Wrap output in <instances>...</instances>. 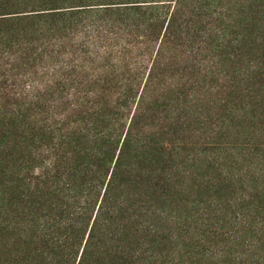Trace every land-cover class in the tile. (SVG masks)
I'll return each instance as SVG.
<instances>
[{"label": "trees", "instance_id": "obj_1", "mask_svg": "<svg viewBox=\"0 0 264 264\" xmlns=\"http://www.w3.org/2000/svg\"><path fill=\"white\" fill-rule=\"evenodd\" d=\"M189 1H185L183 10H180L177 5L179 0L174 7L175 0H61L64 7L25 13L42 18L58 17L59 22L74 21L75 26H81L85 19L89 22L92 20V14L98 12L95 10H101L106 12L103 16H115L118 22L113 23L110 19L99 26L92 22L89 25L91 29H104L114 37L101 33L98 39H94L88 30L81 40L85 43L80 44L72 32L75 30L71 28L72 31L63 37H54L56 39L52 43L64 51H67L66 44L70 41L73 42L71 53L78 56L83 50L82 63L79 66L75 63L71 67L66 65L57 71L46 68L41 79L48 82L53 78L54 87L59 92L54 88L56 93H53L51 88H47L44 95H28L33 113L26 116L20 111L17 115L22 117V121L33 120L28 121L29 143L21 147L20 152L16 150L18 157L10 161V164H15V167L11 166L10 177L6 179L0 170V227L10 229L14 223L22 232L17 244L26 243L19 252H27L24 256H29V264H61L64 262L60 257L65 253L70 255L68 262H65L67 264H72V260L73 264H91L94 256H109L110 251L101 249V246L114 230L122 227L126 233V204L136 207L146 200L147 205L155 210L160 209L157 218L161 214H168L173 219L176 217L174 212L179 216L185 215L188 207L182 203L187 192H193L197 187L201 188L198 192H214L215 199L213 197L209 201L217 212L222 213L225 205L230 203L229 194L231 196L233 187H224L229 180L223 181L234 170L227 172L219 168L222 157L225 159L234 155L231 151L233 145H229L232 143L230 129L219 140L218 132L214 130L217 132V142L210 139L211 142L207 144H216L205 152L197 149L195 153L182 155L183 149L177 145L180 125H168L172 114L181 107L180 97L164 93L163 101L152 105L154 94L161 89L157 88L160 83L154 79V74L145 82H136L135 77L140 76L141 71L139 67L136 70L131 66L140 60V53L144 52L156 57L151 69L153 73L156 64H162L164 75L175 64L185 61L192 69L191 73L198 75L202 83L208 75L215 77L217 83L221 79H228L223 83L225 88L228 87L233 93L241 92L244 101L253 97L255 106L264 107V0ZM232 4L239 8H233ZM210 10L213 14L206 15L209 22L203 24L204 13ZM178 13H181V23H177ZM3 16L0 15V18L5 19ZM85 24L88 26V22ZM124 24L126 30L122 29ZM71 26L66 25L62 29ZM49 30L54 31V28L49 27ZM50 31L38 27V32L44 36L49 37ZM35 35L34 32L30 35L34 40L15 37L11 43L17 42L21 45V51L27 53L38 46ZM41 42L47 44L43 39ZM131 52L139 54L133 55ZM187 52L193 55L182 60V55ZM5 54L15 58L11 49L3 47L0 59ZM199 56L203 60H199ZM88 57L101 58L102 67L96 70L91 62L88 65ZM206 59L213 65L210 63L205 70L203 61ZM77 69L79 80L75 78ZM202 69L207 75H200ZM112 72L115 81L110 78ZM119 75H122V80ZM143 75H146V71ZM93 78L96 82L92 81ZM93 82L100 84L101 92L95 91ZM75 90L79 95H71V91ZM117 90L120 94L118 97L109 93ZM168 90L172 92V89ZM37 92L42 93V89ZM130 101L131 105H136V110L126 117L125 110ZM147 121L152 122V127L156 126L150 135L142 126ZM252 124L258 128L254 120ZM260 126L263 128L264 124ZM247 142L251 143L249 140ZM260 168L264 172V162ZM202 176L208 177L209 183L204 184L205 179L203 182L200 180ZM261 176L264 178V173ZM182 177L188 179L186 189L178 187ZM243 177L234 176L233 180L239 181ZM214 178L218 179L217 185ZM137 181L143 184L141 189H138ZM235 181L234 185H237ZM226 187L230 189L227 197ZM176 202H180L179 205ZM201 208L202 204L190 210L193 214L189 215L192 221L188 226L195 227L196 215L200 214ZM257 210L255 222L264 224V208L260 206ZM143 213L137 215V230L151 238L152 242L156 240L154 235L159 231L154 232L160 224L147 225V221L143 220L147 219L148 213ZM187 216L184 219L188 222ZM224 219L228 221V217ZM113 222L117 224L113 226ZM220 222L223 219L218 217L217 223ZM181 226L184 228L183 223ZM38 232L43 241L36 249L29 251V246L38 241ZM121 238L118 237L117 241ZM110 239L116 240V236ZM116 244L110 250L118 252ZM129 247H133L135 252L139 250L137 243L135 247L130 244ZM119 250H122L120 244ZM5 261L0 260V264H8Z\"/></svg>", "mask_w": 264, "mask_h": 264}, {"label": "rangeland", "instance_id": "obj_2", "mask_svg": "<svg viewBox=\"0 0 264 264\" xmlns=\"http://www.w3.org/2000/svg\"><path fill=\"white\" fill-rule=\"evenodd\" d=\"M109 1L110 0H107V2ZM176 1L177 0H175L172 7L175 6ZM185 1L187 0H179L177 5L180 10H183L184 6L182 5H185ZM230 1L231 0H229V2ZM192 2V0L189 1V3ZM187 4L186 2V5ZM232 5L233 8H239L234 4ZM246 5L248 6V4ZM64 6L65 4H63L61 0H0V15H5L3 16L5 19L0 18V46H2V48L5 47L6 50L11 49L14 52L13 56H15L13 59L7 57V54H5V57L0 59V170L4 172L6 179L10 177L12 168L15 167V164H10L11 159L14 161V158H17L19 155V149L29 143L27 139L29 133L27 130L28 121L33 119L30 117L31 119L22 121V117L17 116L20 111H23V114L26 116H31L33 113V107L28 101L27 96L44 95V90H47V88H51V92L56 93V91H54L55 84L53 78L48 82L41 79L46 68L57 71L66 65L71 67L75 63L77 66L82 63L83 50L82 53L79 52L78 56L76 53L75 55L71 53L70 50L73 42L70 41L66 44L68 45L67 51H64L60 46L52 43L55 42L56 38L54 37H59L60 35V37H63L62 35L75 30L72 32L77 36L76 39L80 44H84L85 42H81V40L85 37L88 30L91 31V38L94 39H98L97 37H100L101 33L102 35L109 34L107 31L104 32V29L97 28L96 30L94 27L93 29L89 28L90 22L99 26L111 19L113 23H118L117 17L112 15L108 16V14L103 16L106 12L103 13L101 10H95L98 12L97 14H92V20L89 22L88 19H85L83 22L84 25L81 26H75L73 24L74 21L70 23L59 22L60 20H57L58 17L47 16L42 18L25 14L29 11ZM228 6L229 8L232 7L231 5ZM212 14L211 10L209 13H204L203 24L209 22V16L206 15ZM177 16V23L178 21L181 23V13H178ZM85 22H88V26H85ZM50 23L52 25H50ZM66 25L72 26L62 29ZM38 27H44L47 32L50 31L49 27H53L54 31H50L51 35L48 37V35L44 36L42 33L38 32ZM70 28L72 30H70ZM122 29L126 30L125 24ZM117 30L120 31L119 28ZM33 32L36 34L35 39L38 41V49L35 48L33 51L26 53L25 51H21L20 44L17 42L14 44L11 43L14 41L13 39H15V37L31 40L32 38L30 35ZM109 35L114 37L112 33ZM41 39L46 41L47 44L49 42V44H44L41 42ZM119 41L123 42L124 40ZM2 48H0V51ZM32 52L33 54L31 55ZM132 54L137 55L139 52H133ZM140 54V60H138L134 66H131L132 69L136 70H138L136 67H139L141 71L140 76L135 77L137 78L136 82H145L151 79L154 74V79H156V81L158 80L157 82L160 83L157 88L161 89L154 94V98L151 102L152 105L163 101L165 97L164 93H172L174 96L177 94L182 101L181 107L172 114V119L168 123V125L174 124L173 126L180 125L178 129L180 140L177 145H179L178 147H180V149H183L181 151L182 155L195 153L197 149V151L201 153L205 152L209 147L215 146L216 143L209 145L210 143L207 144V142H217V132V138L219 140L226 135L228 129H230L229 135L231 136L232 143L229 145H233L231 151L234 155L225 159L222 157L219 163V168H221L220 171L223 169L227 172L234 170L233 173L223 181L229 180L227 183H224V187H233L231 191L228 187L225 188L227 190L226 197L229 191L231 193V196L229 194L230 203L225 205L222 213L217 212L214 210V207L210 205L209 201L210 198L214 197V192H198L197 190L201 188L197 187L193 192H187L184 202L182 203V205L188 207L187 211H184V214L186 216L188 215V222L184 219L185 215L179 216L174 211L176 217H173V219L168 214H161L160 217L157 218V213H159L160 209L158 208V210H155L151 205H147L148 203H146L145 199L144 202L136 207H130L126 204L124 205V208H126L128 212L126 213L128 219L125 220L127 227L126 233L122 231V227L114 230L116 234L112 233L114 234L112 235L110 233L107 242L103 243L101 246V249H108L110 251L108 253L109 256H94L91 258V264H264V224L260 225L259 222H255L258 217L257 208L260 206L264 208V178L261 176L264 172H261L262 170L260 168L261 164L264 162V126L263 128L260 126L264 124V107L255 106L256 102L253 97L244 101L241 92L233 93L228 87L225 88L223 83L228 79H221L220 82L217 83L215 77L208 75L205 82L202 83L198 75L191 73L192 69H189L185 61L175 64L176 66L172 69L167 66L170 70L164 75L162 74V70H164L162 64H156L153 73L151 69L156 57L153 54H147L145 52ZM192 55V53H184L181 59H186ZM105 56L108 57L109 54ZM88 58V65L91 62V65H93L96 70L102 67L100 66L103 63L101 58ZM199 58H201L199 60H203L202 56H199ZM75 59L77 60L76 62ZM203 63L206 65L205 70L208 69L210 65H213L207 59L205 62L203 61ZM185 67L186 69L184 70ZM205 70L202 69L200 75L206 74ZM144 71H146L145 76L143 75ZM79 76L77 69L75 78L79 80ZM114 77L115 75H113L112 72V77L110 78L114 79ZM133 77L134 76H132V78ZM119 78L122 80V75H119ZM92 81H95V78H93ZM114 81L113 83H116ZM95 82L93 83L95 84ZM38 88L42 89V93L37 92L41 90ZM94 88L96 92L102 91V87L99 83L95 84ZM168 89H172V92ZM75 91L76 92L71 91V95L76 93L79 95L78 91ZM58 92L59 90H57V93ZM109 93H112L115 97L120 95L118 90ZM32 99H35V97ZM131 103V101L128 103V107L125 110L126 117L127 115L129 117V114H133L136 110V105H131ZM155 111L159 113L157 109H155ZM126 117H124V119ZM227 117H231L235 120V123L228 120ZM252 120L258 124V128L255 126L253 127ZM239 122L241 125H239ZM152 125L151 121L142 123L143 130L146 134L150 135L156 130V126L152 127ZM237 137L238 139L236 141ZM227 139L230 140V138ZM254 139L255 142L252 143ZM248 140L251 142L250 144H248ZM16 150L19 152L17 153ZM13 154L14 156L12 157ZM214 155L217 156L216 153ZM224 156L226 155L224 154ZM247 168L248 170L251 169L248 171ZM240 175L244 177L239 181L233 180L235 179L234 176L238 178ZM193 177H195V175H193ZM207 178L202 176L200 180L203 182L205 179L203 183L206 184L210 181ZM217 181L218 179L214 178L215 185H217ZM234 181L237 185H234ZM137 182L139 185L138 189H141L143 184L140 183V181ZM181 183H184L183 186ZM188 184L187 177H182L179 180L178 187H180V189H186L189 186ZM211 185L212 184H210V186ZM243 195L244 197H242ZM214 199L215 197L213 200ZM176 203L179 205L180 202ZM200 204H202V208L200 214L196 215L197 220L195 227L188 226V223L192 221L189 215L193 214L190 210L193 209L194 206ZM143 211L148 213L147 219L143 220V222L147 221V225H151L152 223L157 224V222L160 224L159 228L154 232L156 233L159 231L158 234L154 235L156 240L153 239L152 242H150L151 238L143 236L142 232L137 230V225L139 224V222L136 223L137 215L141 216V213L144 214ZM124 215L125 214H123V216ZM218 217L222 218L223 222L217 223ZM225 217H228L227 222L226 219H224ZM139 221L141 220L139 219ZM182 223L184 228L181 226ZM116 224L117 223H114L113 226ZM13 225L14 226L10 227V229L6 230L0 227V260H6L5 262L8 264H29V256H24L27 252L24 251L23 254L19 252V249H21L22 246H26V243L23 245L17 244L20 243L21 237L19 238V236L22 235V232L20 233V230L17 229L18 227L14 223ZM111 235L116 236V240L110 239L112 238ZM200 235L203 236L200 237ZM41 237V233L38 232V241H36L34 245L29 246V251H33V249L39 246V242L43 241ZM118 237H122L121 240L117 241ZM17 238H19L18 241H16ZM116 243H118V252L110 250L117 245ZM135 243L138 244L139 248L136 252L132 250L133 247H129V244L135 247ZM119 244L122 250H119ZM76 250L77 249H75V252ZM41 251L42 250L39 252ZM41 257L42 256L39 258ZM60 258L64 262L61 264H67L65 262H68L70 255L65 253L61 255ZM73 258L75 259V256H73Z\"/></svg>", "mask_w": 264, "mask_h": 264}]
</instances>
